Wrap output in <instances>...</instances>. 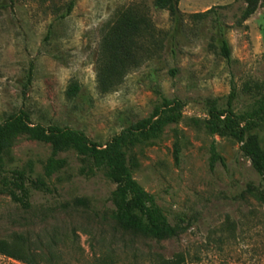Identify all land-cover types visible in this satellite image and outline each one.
Segmentation results:
<instances>
[{
    "label": "rangeland",
    "instance_id": "obj_1",
    "mask_svg": "<svg viewBox=\"0 0 264 264\" xmlns=\"http://www.w3.org/2000/svg\"><path fill=\"white\" fill-rule=\"evenodd\" d=\"M69 1L0 0V121L23 109L33 123L70 126L104 143L129 120L147 116L158 91L180 98L182 118L129 146L126 161L169 220L182 217L186 230L176 239L154 241L115 229L116 183L105 167L67 149L58 155L64 164L42 188L28 184L29 207L0 194V240L29 247L40 264H159V258L177 254L184 257L181 264H264V204L244 194L259 176L236 140L211 136L204 127L206 101L225 106L232 85L237 113L253 109L264 93V7L239 25L243 0H179L186 14L213 11L204 19L186 17L174 44L167 39L115 90L101 93L96 66L102 25L117 9L134 4L148 12L158 31H170L168 13L153 0H76L61 16ZM214 16L227 27L228 61L212 38ZM71 80L80 90L67 98ZM253 134L264 149V121ZM212 141L222 157L213 166ZM50 151L49 142L20 134L8 166L26 168L30 180L43 175ZM0 264L26 263L0 253Z\"/></svg>",
    "mask_w": 264,
    "mask_h": 264
},
{
    "label": "trees",
    "instance_id": "obj_2",
    "mask_svg": "<svg viewBox=\"0 0 264 264\" xmlns=\"http://www.w3.org/2000/svg\"><path fill=\"white\" fill-rule=\"evenodd\" d=\"M76 0H70L61 16H66L73 9ZM244 7L237 19L241 25L259 7H264V0H243ZM155 7L166 10L171 22L170 31H158L151 17L144 8L130 4L117 9L102 25L99 43V55L96 66L97 88L101 93L116 89L124 76L153 58L157 50L164 47L165 41L174 44L177 32L185 24L186 17L193 21L207 18L212 7L201 12L186 14L179 9V0H153ZM215 29L212 38L218 54L227 61L231 58V49L226 37V26L219 16L211 18ZM171 73L175 69L170 70ZM31 69L27 74V83L31 81ZM80 90L76 80H71L65 90L67 98H74ZM159 98L152 111L145 117L129 120L127 125L111 136L104 143L91 140L84 131L70 126L55 124L42 125L33 123L27 111L19 109L8 114L0 121V194L8 195L23 207L30 206L29 187L40 189L45 179L50 178L58 167L64 164L59 153L73 149L89 159L95 166H103L106 175L116 183L112 223L120 230L135 239L162 241L176 239L186 230L185 220L179 217L170 221L162 207L156 202L152 193L148 192L134 177L133 170L126 161V149L143 139L156 137L169 123L178 122L182 118L184 101L178 97L167 98L158 91ZM236 97L232 85L227 95L225 106L219 107L213 99L206 101L207 113L204 127L213 135H228L239 143L242 154L250 161L253 171L259 176V182L247 183L244 194L254 201L264 204V149L259 144L253 130L258 123L264 121V93L256 100L253 109L245 113H237L233 109ZM20 134L30 138L46 141L50 144V155L43 165V175L29 180L26 168L9 167L11 148ZM179 149L176 147V158ZM210 164L220 160L215 143L210 145ZM0 253L25 262L40 264L39 258L29 247L21 249L0 240ZM184 257L177 254L172 258H159V264H181Z\"/></svg>",
    "mask_w": 264,
    "mask_h": 264
}]
</instances>
